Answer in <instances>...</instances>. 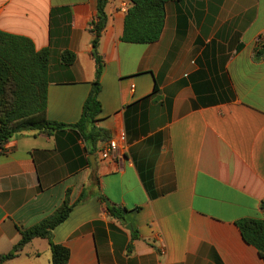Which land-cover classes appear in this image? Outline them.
Wrapping results in <instances>:
<instances>
[{"label": "crops", "instance_id": "1", "mask_svg": "<svg viewBox=\"0 0 264 264\" xmlns=\"http://www.w3.org/2000/svg\"><path fill=\"white\" fill-rule=\"evenodd\" d=\"M98 0H0V30L52 51L48 120L81 119L96 62ZM130 3L108 0L94 146L65 127L0 152V256L69 197L53 231L66 264H264L238 222L264 221V0H172L161 37L122 41ZM76 55L65 67L61 54ZM116 141L119 154L105 159ZM95 148V150H94ZM110 207L126 209L124 219ZM35 238L4 264H51Z\"/></svg>", "mask_w": 264, "mask_h": 264}, {"label": "trees", "instance_id": "2", "mask_svg": "<svg viewBox=\"0 0 264 264\" xmlns=\"http://www.w3.org/2000/svg\"><path fill=\"white\" fill-rule=\"evenodd\" d=\"M126 1L130 6L125 17L122 41L134 44L158 41L166 20V4L172 0ZM107 5L108 0H98L96 18L90 24L93 35L92 54L96 62L95 80L84 103L81 119L74 125L52 122L46 116L52 51H38L31 39L0 30V152L5 150V144L15 135L27 130L52 134L56 130L71 127L79 130L84 139L91 140L95 147L99 141L107 139V133L95 126L102 112L99 97L104 61L99 53V44L108 23ZM260 45L262 51L258 50V58L264 55V43ZM75 61L74 53L66 51L61 54V63L65 67L73 65ZM74 207L75 204H71L67 197L53 214L39 224L23 230L21 240L12 251L0 256V264L16 258L35 238L50 241L51 264H66L70 259V251L53 242V231L67 221ZM126 211L116 207L109 208L113 217L122 220ZM238 226L245 241L256 247L264 258V221L245 219L239 221Z\"/></svg>", "mask_w": 264, "mask_h": 264}, {"label": "built area", "instance_id": "3", "mask_svg": "<svg viewBox=\"0 0 264 264\" xmlns=\"http://www.w3.org/2000/svg\"><path fill=\"white\" fill-rule=\"evenodd\" d=\"M119 154V145L116 141H111L107 147L103 150L102 156L105 159L116 158Z\"/></svg>", "mask_w": 264, "mask_h": 264}]
</instances>
